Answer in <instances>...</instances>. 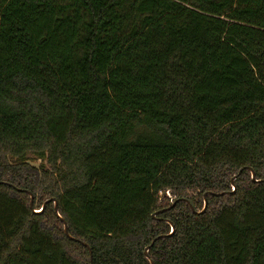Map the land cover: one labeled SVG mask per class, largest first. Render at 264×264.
Listing matches in <instances>:
<instances>
[{
    "label": "trees",
    "instance_id": "obj_1",
    "mask_svg": "<svg viewBox=\"0 0 264 264\" xmlns=\"http://www.w3.org/2000/svg\"><path fill=\"white\" fill-rule=\"evenodd\" d=\"M152 261L264 264V0H0V264Z\"/></svg>",
    "mask_w": 264,
    "mask_h": 264
},
{
    "label": "water",
    "instance_id": "obj_2",
    "mask_svg": "<svg viewBox=\"0 0 264 264\" xmlns=\"http://www.w3.org/2000/svg\"><path fill=\"white\" fill-rule=\"evenodd\" d=\"M251 171H252V177L254 178L255 177V172L251 169ZM31 194V205H32V203H33V197H34V195L32 194V193H30ZM182 200H186V201H189V200H187V199H182ZM207 203H208V201H207V199L205 198V207H204V210L206 209V207H207ZM175 205V203L172 205V206H174ZM45 207V205L43 206V208ZM171 207H169L168 209H170ZM55 209H56V211H57V209H58V204H57V201H55ZM58 215H59V213H58ZM60 216V215H59ZM155 216V215H154ZM62 220L64 221V230H65V233H66V235L68 236V237H70L71 239H73V240H79V239H76V238H74V237H72L71 235H70V233H69V226H68V223L67 222H65V220L62 218ZM172 228H173V230H174V226L172 225ZM80 241V240H79ZM82 243H83V245H85L86 247H89L88 246V244L86 243V242H83V241H81ZM89 250H90V253L92 254V250H91V248H89ZM151 264H154V262L152 261L151 262Z\"/></svg>",
    "mask_w": 264,
    "mask_h": 264
},
{
    "label": "built area",
    "instance_id": "obj_3",
    "mask_svg": "<svg viewBox=\"0 0 264 264\" xmlns=\"http://www.w3.org/2000/svg\"><path fill=\"white\" fill-rule=\"evenodd\" d=\"M161 199H164L165 197H172V194L170 190H166L165 195L163 193L160 194Z\"/></svg>",
    "mask_w": 264,
    "mask_h": 264
},
{
    "label": "rangeland",
    "instance_id": "obj_4",
    "mask_svg": "<svg viewBox=\"0 0 264 264\" xmlns=\"http://www.w3.org/2000/svg\"><path fill=\"white\" fill-rule=\"evenodd\" d=\"M31 163L33 165H36L38 166L40 163H41V160H32ZM33 200H34V197H33ZM207 206H208V203H207ZM204 207H205V202H204ZM207 208V207H206ZM148 251V249L146 250V252ZM147 255H148V252H147Z\"/></svg>",
    "mask_w": 264,
    "mask_h": 264
}]
</instances>
